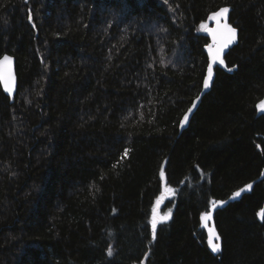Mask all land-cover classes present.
Wrapping results in <instances>:
<instances>
[{
	"label": "trees",
	"instance_id": "1",
	"mask_svg": "<svg viewBox=\"0 0 264 264\" xmlns=\"http://www.w3.org/2000/svg\"><path fill=\"white\" fill-rule=\"evenodd\" d=\"M224 8L238 44L182 131ZM4 54L0 264H264V0H0Z\"/></svg>",
	"mask_w": 264,
	"mask_h": 264
},
{
	"label": "water",
	"instance_id": "2",
	"mask_svg": "<svg viewBox=\"0 0 264 264\" xmlns=\"http://www.w3.org/2000/svg\"><path fill=\"white\" fill-rule=\"evenodd\" d=\"M221 10H219L218 12H221ZM218 12H216V13H218ZM216 13H214L213 17H211V19H210L211 27L209 29H215L217 27V23L218 22H219V24L221 26L227 24L230 27L236 29L235 38L226 47H223L221 49L220 55L217 57V59L215 61H213L212 54L209 52L207 46L209 44H213L214 41H213V37H212L211 33L207 31V35H208V38H209V43H208V45L205 46V52H206L207 57H208V67H209L210 64L212 65V75H211V79L208 81V87L205 88L204 87V82H203L202 90L200 91V93L198 94V96L193 100L191 106L188 108V110L183 115V117L181 119V122H180V129L182 131L188 128L192 117L197 112V110H198V108H199V106L201 104V101H202L203 97L207 93H209L211 91V89L213 87V84H214V81H215V77H216V69L219 68V69H222V70H227V65H226L225 57L228 54V52L233 47H235L238 44V41H239V31H238V29L236 27H234L230 23L229 12L223 13L221 16H216ZM224 39H225V36L224 35H218V37H217V47H220L221 44H223ZM215 50L216 49H213V52H215ZM4 56H7V57L10 58V65L8 66V68L10 69L11 76H12L11 89L9 90V89H7L4 86V83H3V80L2 79H0V84H1V87H2L3 91L8 96L13 97L14 94H15V92H16V85H17L16 59H15L14 56H12L10 54H4L0 58V61L3 60V57ZM221 60L223 61V63H220ZM208 67H207L206 76L204 78V81L206 79H208V75H209L208 74ZM4 71H5V67L2 64H0V75H2L4 73ZM194 103H195V106H194ZM261 105H264V99H263ZM189 109H192V111L189 112ZM260 110L261 111H264V108L260 107ZM185 115L188 116V120L187 121L184 120ZM263 176H264V172L261 175V177L258 178V180H261ZM217 237H219V233H218V231L216 230V228L214 227V225L211 222V224L207 228V241H208L209 250L211 252H213V253L217 252L218 250L217 251H213L212 245L219 244V246H220L219 249L221 248L220 237H219V239H217Z\"/></svg>",
	"mask_w": 264,
	"mask_h": 264
},
{
	"label": "snow or ice",
	"instance_id": "3",
	"mask_svg": "<svg viewBox=\"0 0 264 264\" xmlns=\"http://www.w3.org/2000/svg\"><path fill=\"white\" fill-rule=\"evenodd\" d=\"M228 9L224 8L221 10V12L216 13V16H221L223 13H227ZM201 27H204L205 31H208L211 33L212 37H213V44H209L208 50L209 52L212 54V59L213 61H215L217 59V57L220 55V51L223 47H226L229 43L232 42V40L235 38V34H236V29L230 27L229 25L225 24L223 26H221L219 24V22L217 23V27L215 29H208L206 27V25H202ZM218 35H224L225 39L223 41V44H221L220 47H217V37ZM213 49H216L215 52H213ZM220 63H223V61L221 60ZM0 64H2L5 67V71L2 75H0V79L3 80L4 86L7 89H11V85H12V76H11V72L10 69L8 68V66L10 65V58L7 56L3 57V60L0 61ZM208 79H206L204 81V87L207 88L208 87V81L211 79V75H212V65L210 64L208 67ZM195 106V103H194ZM258 107H262L264 108V105L258 106ZM192 109H189V112H191ZM184 120L187 121L188 120V116L185 115ZM127 154V150H125V155ZM248 187H251L250 185ZM236 196H239L240 193L237 192L235 193ZM153 233L155 234V228H156V222L155 220H153ZM217 239H219V237H217ZM219 244H215L212 245L213 251H217L219 250ZM111 249H109V255H111Z\"/></svg>",
	"mask_w": 264,
	"mask_h": 264
},
{
	"label": "rangeland",
	"instance_id": "4",
	"mask_svg": "<svg viewBox=\"0 0 264 264\" xmlns=\"http://www.w3.org/2000/svg\"><path fill=\"white\" fill-rule=\"evenodd\" d=\"M202 25H206V27L209 29L211 27V23L210 21H207L205 23H203ZM201 25V26H202ZM200 26V30L203 33H207V31H205L204 27ZM173 195V191L170 188H165L164 190V198H171ZM164 205V200H160L158 201V203L155 205L153 212H152V223L153 220H155L156 224L160 223V222H164L167 221L170 216H171V212H172V208L167 207V208H163Z\"/></svg>",
	"mask_w": 264,
	"mask_h": 264
}]
</instances>
